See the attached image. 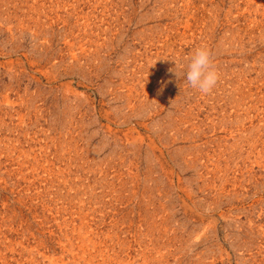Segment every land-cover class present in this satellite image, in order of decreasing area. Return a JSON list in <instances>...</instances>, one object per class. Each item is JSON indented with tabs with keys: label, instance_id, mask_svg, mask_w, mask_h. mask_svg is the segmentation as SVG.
<instances>
[{
	"label": "rangeland",
	"instance_id": "374dc122",
	"mask_svg": "<svg viewBox=\"0 0 264 264\" xmlns=\"http://www.w3.org/2000/svg\"><path fill=\"white\" fill-rule=\"evenodd\" d=\"M0 264H264V0H0Z\"/></svg>",
	"mask_w": 264,
	"mask_h": 264
},
{
	"label": "clouds",
	"instance_id": "9594fccd",
	"mask_svg": "<svg viewBox=\"0 0 264 264\" xmlns=\"http://www.w3.org/2000/svg\"><path fill=\"white\" fill-rule=\"evenodd\" d=\"M186 80L193 89L205 95L211 94L218 84L219 72L214 64L212 52L207 47L197 48L189 58Z\"/></svg>",
	"mask_w": 264,
	"mask_h": 264
}]
</instances>
